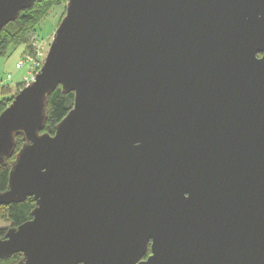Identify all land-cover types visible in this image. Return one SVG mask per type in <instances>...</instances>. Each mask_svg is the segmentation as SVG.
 Instances as JSON below:
<instances>
[{
  "label": "water",
  "instance_id": "water-1",
  "mask_svg": "<svg viewBox=\"0 0 264 264\" xmlns=\"http://www.w3.org/2000/svg\"><path fill=\"white\" fill-rule=\"evenodd\" d=\"M35 1L0 0V30ZM65 2L0 113V207L33 201L0 261L264 264V0Z\"/></svg>",
  "mask_w": 264,
  "mask_h": 264
},
{
  "label": "trees",
  "instance_id": "trees-1",
  "mask_svg": "<svg viewBox=\"0 0 264 264\" xmlns=\"http://www.w3.org/2000/svg\"><path fill=\"white\" fill-rule=\"evenodd\" d=\"M53 0H38L33 5L20 12L16 20L8 23L0 30V59L5 58L7 50L10 46L20 45L26 42L30 33L34 31V27L41 17L46 13L47 9L52 7ZM13 48V47H12ZM3 87V86H2ZM1 89V87H0ZM1 96V93H0ZM73 95L62 94L61 90L57 88L48 97V103L46 108L47 120L43 129V132L53 134L54 126L58 124L67 114L72 107ZM6 107L0 108V113ZM22 145L20 137L16 138L15 153ZM14 153V154H15ZM13 160V156L9 158L4 165H0V191H4L7 185V177L10 168V162ZM33 208V201L27 199L23 203L11 205L9 207H0V220L5 219L10 222L11 227L19 226L31 219L30 212ZM4 231L0 228V238L3 237ZM20 255H15L8 260L0 262L11 261L10 264H16Z\"/></svg>",
  "mask_w": 264,
  "mask_h": 264
},
{
  "label": "rangeland",
  "instance_id": "rangeland-1",
  "mask_svg": "<svg viewBox=\"0 0 264 264\" xmlns=\"http://www.w3.org/2000/svg\"><path fill=\"white\" fill-rule=\"evenodd\" d=\"M53 2L52 7L47 9L43 17L39 19L34 27V31L29 34L26 42L20 45L13 44L14 46L8 48L6 57L0 59V108L7 107L13 97L26 86L32 77L28 73V65H23L20 69H16L15 67L16 63L24 55L28 57L33 56V53L30 51L31 44L36 42L37 45L44 46L43 52L46 51L47 53L52 36L65 14V0H53ZM34 38H37V40L34 41ZM47 45L48 47L46 48ZM7 75L11 76L9 80L7 79ZM10 227V222L5 219L0 220V228L4 232ZM10 262L6 264H10ZM0 264H4V262H0Z\"/></svg>",
  "mask_w": 264,
  "mask_h": 264
},
{
  "label": "built area",
  "instance_id": "built-area-1",
  "mask_svg": "<svg viewBox=\"0 0 264 264\" xmlns=\"http://www.w3.org/2000/svg\"><path fill=\"white\" fill-rule=\"evenodd\" d=\"M37 38H34V41H36ZM48 47V45L46 46V48ZM44 46H40L37 45L36 42H33V44H31L30 46V51L33 53V56H23V58H21L15 65L16 69H20L22 68L23 65H28V69H29V74H31V79L27 82V84H29L31 81H33L34 76L40 71L42 65H43V61L45 58V52H43L44 50ZM48 50V49H47ZM11 78L10 75H7V79L9 80ZM26 84V85H27Z\"/></svg>",
  "mask_w": 264,
  "mask_h": 264
},
{
  "label": "crops",
  "instance_id": "crops-1",
  "mask_svg": "<svg viewBox=\"0 0 264 264\" xmlns=\"http://www.w3.org/2000/svg\"><path fill=\"white\" fill-rule=\"evenodd\" d=\"M14 49H15V48H14ZM14 49H13V50H14Z\"/></svg>",
  "mask_w": 264,
  "mask_h": 264
}]
</instances>
